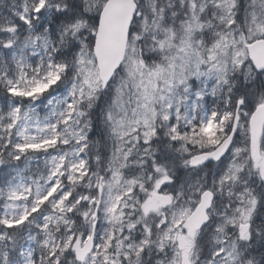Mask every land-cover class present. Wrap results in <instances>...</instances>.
<instances>
[{
	"label": "snow or ice",
	"instance_id": "snow-or-ice-1",
	"mask_svg": "<svg viewBox=\"0 0 264 264\" xmlns=\"http://www.w3.org/2000/svg\"><path fill=\"white\" fill-rule=\"evenodd\" d=\"M0 264H264V0H0Z\"/></svg>",
	"mask_w": 264,
	"mask_h": 264
}]
</instances>
